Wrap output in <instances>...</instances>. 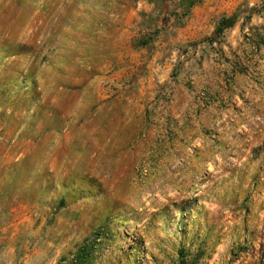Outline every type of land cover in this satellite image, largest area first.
I'll list each match as a JSON object with an SVG mask.
<instances>
[{"label": "rangeland", "instance_id": "rangeland-1", "mask_svg": "<svg viewBox=\"0 0 264 264\" xmlns=\"http://www.w3.org/2000/svg\"><path fill=\"white\" fill-rule=\"evenodd\" d=\"M84 242L264 264V0H0V264Z\"/></svg>", "mask_w": 264, "mask_h": 264}, {"label": "trees", "instance_id": "trees-1", "mask_svg": "<svg viewBox=\"0 0 264 264\" xmlns=\"http://www.w3.org/2000/svg\"><path fill=\"white\" fill-rule=\"evenodd\" d=\"M235 16L223 17L216 28V34L223 33L226 29H230L235 24ZM95 242H84L78 247L75 254L70 259H61L60 264H92L93 253L95 251ZM197 259L192 258L187 264H196ZM178 264H186L185 256L182 251L178 253Z\"/></svg>", "mask_w": 264, "mask_h": 264}]
</instances>
